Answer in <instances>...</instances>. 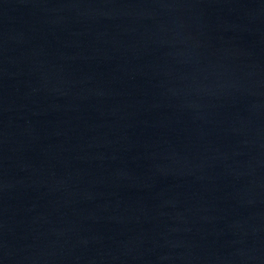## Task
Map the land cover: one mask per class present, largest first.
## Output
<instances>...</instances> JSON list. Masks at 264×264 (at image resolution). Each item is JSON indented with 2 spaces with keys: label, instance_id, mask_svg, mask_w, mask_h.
Wrapping results in <instances>:
<instances>
[{
  "label": "water",
  "instance_id": "95a60500",
  "mask_svg": "<svg viewBox=\"0 0 264 264\" xmlns=\"http://www.w3.org/2000/svg\"><path fill=\"white\" fill-rule=\"evenodd\" d=\"M0 264H264V0H0Z\"/></svg>",
  "mask_w": 264,
  "mask_h": 264
}]
</instances>
